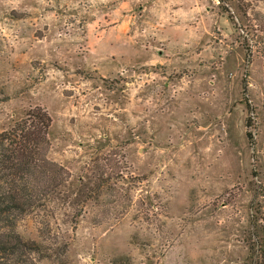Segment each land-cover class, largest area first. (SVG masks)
<instances>
[{
  "label": "rangeland",
  "instance_id": "obj_1",
  "mask_svg": "<svg viewBox=\"0 0 264 264\" xmlns=\"http://www.w3.org/2000/svg\"><path fill=\"white\" fill-rule=\"evenodd\" d=\"M241 6L264 14L262 0H0V131L42 108L49 160L73 178L118 161L157 213L94 224L87 207L39 264H264L263 61L223 8L244 23ZM15 225L41 241L32 217Z\"/></svg>",
  "mask_w": 264,
  "mask_h": 264
},
{
  "label": "trees",
  "instance_id": "obj_2",
  "mask_svg": "<svg viewBox=\"0 0 264 264\" xmlns=\"http://www.w3.org/2000/svg\"><path fill=\"white\" fill-rule=\"evenodd\" d=\"M224 2L219 0L221 5ZM223 8L239 31L247 61L253 54L262 59L264 80V14L254 11L248 15L241 6L238 9L244 23L237 16L239 22L235 23L228 9ZM50 123L46 111L35 107L11 127L0 131V264H39L40 256H50L52 247L58 243L66 248L64 240L54 234L51 238L49 234L59 223L74 229L87 207L93 211L94 224L114 225L127 215L134 223L149 224L157 220L150 201L140 200L137 206L131 184L134 180L120 169L118 161L112 164L114 160L108 159V163L101 164L93 160L91 166L73 178L67 169L49 160ZM247 138L252 139L250 133ZM28 217L38 226L40 242L24 238L16 230L15 221ZM43 242L47 244L45 247ZM257 242L259 247L264 245V239L257 238ZM253 256L250 263L263 264L262 255Z\"/></svg>",
  "mask_w": 264,
  "mask_h": 264
}]
</instances>
